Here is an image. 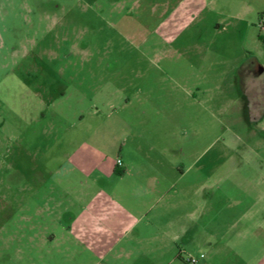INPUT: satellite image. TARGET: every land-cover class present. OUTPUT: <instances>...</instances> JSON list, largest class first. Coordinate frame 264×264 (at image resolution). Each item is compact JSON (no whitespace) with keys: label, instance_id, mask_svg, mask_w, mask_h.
<instances>
[{"label":"rangeland","instance_id":"1","mask_svg":"<svg viewBox=\"0 0 264 264\" xmlns=\"http://www.w3.org/2000/svg\"><path fill=\"white\" fill-rule=\"evenodd\" d=\"M0 264H264V0H0Z\"/></svg>","mask_w":264,"mask_h":264},{"label":"crops","instance_id":"2","mask_svg":"<svg viewBox=\"0 0 264 264\" xmlns=\"http://www.w3.org/2000/svg\"><path fill=\"white\" fill-rule=\"evenodd\" d=\"M124 104H127V99L125 100ZM128 128L130 129L131 131L130 133L134 136V138H136V141L138 143H141L143 141L146 142V136H144L142 130L135 131L130 127ZM121 149L122 148H120V150L118 151L119 155L117 156V159L121 160L122 165L120 167L118 166L116 167L121 168L123 172L122 174H108V176L114 178L116 180V183L120 182L121 184V181H125V182L127 181V187L125 189V193L127 192L128 189V194L130 195L139 194L140 196H148L151 194L155 196L152 201H147V200L144 201L143 202L144 205L151 206V203L155 204L157 200H164L163 196L165 192L167 190L172 189L174 184H177L184 175V174H176L174 177L173 174H144L145 171L149 173V169H150L149 163H147L145 160H141L138 158L133 160V158H131V156L129 155L128 150L124 151ZM151 169L154 170L153 167ZM132 172H137V174H132ZM98 175L101 176V174ZM92 176H96V174H93ZM200 186L201 187L195 189L196 191H194V193L195 192L196 193L200 192L201 194L203 193L202 197L204 201H206L212 195L207 191L209 188L206 186V184ZM180 191H182V189H180ZM88 192L91 193L90 191ZM85 193L86 191H84V194ZM94 194L96 193H93V195ZM182 194L185 193L181 192V195ZM190 221L192 222L193 220L191 219ZM182 230L185 231V229Z\"/></svg>","mask_w":264,"mask_h":264},{"label":"built area","instance_id":"3","mask_svg":"<svg viewBox=\"0 0 264 264\" xmlns=\"http://www.w3.org/2000/svg\"><path fill=\"white\" fill-rule=\"evenodd\" d=\"M121 165H122L121 160L120 159H117L116 160V166L120 167ZM187 261L188 262H191V263L195 262L194 259H188Z\"/></svg>","mask_w":264,"mask_h":264},{"label":"trees","instance_id":"4","mask_svg":"<svg viewBox=\"0 0 264 264\" xmlns=\"http://www.w3.org/2000/svg\"><path fill=\"white\" fill-rule=\"evenodd\" d=\"M123 170L121 168L117 169V173L122 174Z\"/></svg>","mask_w":264,"mask_h":264}]
</instances>
